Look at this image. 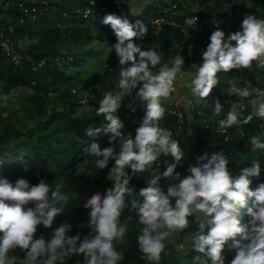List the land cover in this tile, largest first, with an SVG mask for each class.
Here are the masks:
<instances>
[{
	"label": "clouds",
	"instance_id": "9594fccd",
	"mask_svg": "<svg viewBox=\"0 0 264 264\" xmlns=\"http://www.w3.org/2000/svg\"><path fill=\"white\" fill-rule=\"evenodd\" d=\"M102 24L109 25L116 36L117 43L112 48L120 66L119 79L113 90L103 93L96 110V116H103L109 123L104 129L90 128L87 134L93 136L101 130L111 133L113 146L102 150L93 142L85 153L95 157L97 169H105L110 160L114 161L108 175L114 184L105 193L97 192L84 203V208L90 210L87 227L91 231L81 240L79 234L68 235L72 225L67 222L53 228L56 218L68 209L70 200L62 183L50 184L42 179L32 185L23 178L13 183L0 177V233H3L0 264H65L67 259L81 254L84 264H120L124 253L116 245L123 243L128 231L127 220L132 219L129 216L122 220L125 209L139 217L142 227L137 243L141 258L147 264H160L166 241L177 231L190 227L189 217H195L198 225L192 238L193 249L207 256L205 264L209 261L225 264L222 253L229 241L236 249L230 264H264V183L255 190L250 187V177L260 175L259 161L254 160L252 167L242 169L241 174L234 177L223 152H205L196 157V163L189 165L188 174L182 177L176 169L185 151L161 121L166 111L164 104L177 90L184 58L179 54L162 64L163 53L158 48L145 49L137 43L148 33L142 20L132 22L127 16L106 14ZM241 27V31L233 32L227 39L222 30L211 34L210 43L202 53L203 62L193 65L196 72L187 83L193 96L201 100L209 97L220 83V72L251 69L253 62L264 68V18L248 15ZM44 63L41 61L40 66ZM240 83L229 79L228 94H237L241 101L253 93L264 96V91L253 88L250 81L244 87ZM134 91L135 97L129 105L131 111H136V101L142 102L146 111L133 138L122 133L124 124L116 113ZM2 99L7 102L9 97L5 95ZM222 111L223 104L217 99L214 113L220 116ZM242 115V103H232L225 118L218 120L219 128H231L238 122L247 124L254 117L264 119V102L243 121ZM249 144L253 152L264 150L262 134L252 136ZM162 156L173 158V162L165 160L164 171L159 166L153 167ZM146 172L149 174L146 186L137 193L130 182ZM162 179L167 180L166 190L161 185ZM241 209H246L247 223L239 218ZM40 225L52 229L51 235L36 238ZM17 249L24 252L23 258L13 254ZM194 259L200 261L201 256Z\"/></svg>",
	"mask_w": 264,
	"mask_h": 264
},
{
	"label": "trees",
	"instance_id": "16d2710c",
	"mask_svg": "<svg viewBox=\"0 0 264 264\" xmlns=\"http://www.w3.org/2000/svg\"><path fill=\"white\" fill-rule=\"evenodd\" d=\"M9 1L7 4L8 0H0V25L7 24L11 22L10 19L15 20L17 18L19 14L18 3L23 0ZM86 1L55 0L52 3L55 9H50L49 12L39 16L34 21L14 27L12 31H6L5 34L15 41V48L19 46V38L29 37L32 40L29 46L22 51L23 57L19 65L10 61L0 41V77L3 80L5 90L0 100L4 101L2 97L5 95L9 97L7 104L4 107L0 106V153L9 151L19 156L22 155L24 159H29L31 162L30 166H27L24 161L17 158L12 162L0 158V169L4 170L3 176L13 183L23 178L32 185L38 184L42 179H46L50 184H63V190L70 197L68 209L56 218L53 228L63 222L70 224V221L74 220V218L69 217V214L81 203L76 202L75 194L99 185L101 186L100 193L103 194L114 184L108 179L114 161L110 160L105 169H97L94 165L95 157L85 153V149L93 142L98 143L102 150L113 146L110 143L111 133L106 134L101 130L93 136L87 134L90 128L93 130L104 129L108 121L103 116H96L99 104H93L91 101L87 102L86 105L81 103V96L84 97L83 85L80 84L83 82L82 78L77 75L76 80L72 82L68 80L70 77L69 64H77L78 61L75 57L68 58L69 55L67 54L75 55L86 44L93 41H107L112 46L117 43L111 27L102 24V18L105 14L99 15L95 20L83 16L81 11ZM248 4L253 11L259 7L264 10V0H189L187 9L183 7V13H178L177 17L183 22L195 13L204 17L235 19V8L239 6L245 9L244 6ZM197 6L202 7V9L195 11ZM168 7L167 0H151L141 15L131 18L145 22L162 14L163 10ZM203 35L204 33H200L197 37ZM151 36L156 39V36L150 35L151 39H153ZM184 38V33L172 27L160 36V42H163L164 39H173L178 42ZM112 46L106 67L108 81L102 82L100 86L93 83L86 84L85 89L88 92L90 89L97 91L115 88L119 79L120 66ZM63 54L67 55L66 58L69 60L64 61L67 66L64 70L62 68L64 63L57 61ZM41 61H45L42 67L40 66ZM256 70L257 65L253 62L251 69H239L236 70V73L230 72L227 75L229 79L237 81L245 74H254ZM21 88L28 90L29 93L25 97L30 103L31 112H34L37 117L35 125L31 127L26 126L19 112L15 109V102L21 96ZM255 96L256 94L253 93L252 96L242 101L239 99L237 102H233L228 93L215 90L209 102L205 105L200 104L201 113H198L197 110L193 112L194 118L204 122L203 128L198 131V151L203 149L212 150L216 153L223 152L229 159L228 167L234 177L239 176L242 169L252 167L254 160L259 161L261 168L259 177H250L252 190L264 183V150L253 152L249 139L254 135L262 134V140H264V119L254 117L247 124L238 122L233 127L227 128L229 140H225V134L220 131L218 120L225 118L232 103H242L243 115L240 119L243 121L255 109L252 104ZM217 99L223 104V111L220 116H216L214 113V104ZM50 106H52L51 109ZM116 114L121 122L136 134V129L140 125H135L126 118L124 108L120 107ZM46 116H50L47 123L43 121ZM173 120V116H168L164 121H161V125L167 128V124ZM205 122L208 123V126L205 125ZM116 147L118 150V143ZM162 158L164 157L162 156ZM147 178L148 176L142 182V187L146 186ZM166 183L167 180L164 184ZM131 185L132 181L130 182ZM249 204H251V200ZM127 211L129 210L125 209L123 215ZM245 212L246 209H241L239 218L242 223H247L249 219L244 214ZM127 222L130 225L132 219ZM87 224L88 221L82 224H71L72 228L68 235L76 236L79 234L83 240L91 231ZM141 227L140 225L136 229L134 237L136 242H132V244L134 243L132 246L126 248L120 244L119 251L124 253V259L120 264H136V261L130 262L129 251L137 243V236ZM51 232L52 229H45L40 225L36 238H39L40 235L48 237ZM237 239L240 238L237 237ZM231 244L232 241H229L222 253L225 264H230L236 253V249L232 248ZM17 254L21 258L24 257V252ZM198 255L201 256V259L195 261L194 258ZM170 258L175 264H205V260L208 259L205 254L194 251L192 243L187 248L186 253L173 252ZM140 263L145 264V261Z\"/></svg>",
	"mask_w": 264,
	"mask_h": 264
},
{
	"label": "built area",
	"instance_id": "2783aa9c",
	"mask_svg": "<svg viewBox=\"0 0 264 264\" xmlns=\"http://www.w3.org/2000/svg\"><path fill=\"white\" fill-rule=\"evenodd\" d=\"M54 1L55 0L20 1L18 3L19 14L17 18L15 20L10 19L11 22L0 25V41L3 43L2 46L6 54L9 56L10 61L15 65H19L21 63L22 57L20 56V52L16 51L13 39L9 35L5 34L6 31H12L14 27L22 26L28 22L34 21L39 16L49 12L50 9H55L52 5ZM130 1L131 0H87L81 12L85 18L91 17L93 20L97 19V17L101 14H115L119 16H127L130 21L135 22L136 20L131 18L126 7V4ZM9 2L10 1L8 0L7 4ZM183 7L187 9V4L183 0H170L169 7L165 8L162 14L144 22L148 27V33L137 43L142 44L145 49L152 47L158 48V50L163 53L162 64L169 62L175 56L180 54L184 58L186 68L189 70H196V67L193 65H198L203 62L202 53L206 50L208 44L210 43V36L214 31L222 30L225 33V39H227V37L233 32L242 30V21L246 16H248L244 13L243 9L238 6L234 10V15L236 17L235 19H232L234 25L233 28L226 17H204L198 13L189 16L183 22L177 17L178 13H183ZM199 9H202V7L197 6L194 10L199 11ZM77 10L80 11V9ZM172 27L184 33L185 38L178 42H175L173 39H164L163 42H160V36ZM200 33H204V35L197 37ZM150 35L156 36V39L152 36L151 37L153 39H151ZM156 70L158 69H154V71ZM231 72L236 73V70L233 69ZM110 90L95 91L90 89L88 92V90L83 89L82 92L84 93V97L81 96L80 101L83 105H86L89 101L93 104H99L100 100L103 98V93ZM74 91L76 90L74 89ZM135 91H138V89ZM135 91L132 96L125 98L121 107L124 108L127 119L135 125H141L145 117V107L134 106L136 108L135 112L131 111L129 107L135 97ZM164 107L166 111L162 121H164L168 116L174 117V120L167 124V128L173 132L174 138L180 142L189 131L188 117L185 111L176 103H165ZM196 110L198 113H201L199 107ZM205 125L208 126V123L205 122ZM220 131L225 134V140H229L228 129L220 128ZM169 159H171V157H164L160 159L158 165H155V167L159 166L161 171L166 170V165H164L165 160L169 161ZM177 172H179L182 177L187 175L182 171ZM161 182V185L165 187L166 190L167 183L164 184L166 180L162 179ZM174 203L175 200H173V204ZM129 253L130 262L136 261V264H141V261H145L141 258L142 253L139 251L138 243L130 249Z\"/></svg>",
	"mask_w": 264,
	"mask_h": 264
},
{
	"label": "rangeland",
	"instance_id": "374dc122",
	"mask_svg": "<svg viewBox=\"0 0 264 264\" xmlns=\"http://www.w3.org/2000/svg\"><path fill=\"white\" fill-rule=\"evenodd\" d=\"M139 1H141V0H139ZM142 1H145V0H142ZM183 1L187 4L189 0H183ZM31 42H32V40L29 37L18 39V45L19 46H18V48H16V51L20 52L21 57H23L22 51H24L29 46V44ZM2 44L3 43L1 42V45ZM13 44L15 46L14 40H13ZM111 46H112L111 43H109L107 41H93L91 43L86 44L83 49L79 50V53L75 54L76 56L74 54H67L66 53L67 55H69L68 58H71V57L74 58L75 57L78 61L77 64H69V66H68V68L70 69V77L68 78L69 82L76 80L77 75L80 78H82V80H83V82L80 83L81 85H83V87H82L83 89H85L86 84H89V83H93L96 86H100L102 84V82H104V81L107 82L108 78L106 77V67L108 64L109 56H110ZM90 50H91V52H90ZM63 51H65V50H63ZM67 55L63 54L57 60L58 62L61 61L60 63H64L62 66L63 70L67 67L65 65L66 63L64 61H69L66 58ZM70 61H73V60H70ZM253 88H256V87H253ZM4 92H5V90H4V86H3V80L0 77V98ZM27 93H29L28 90L21 88V96L15 102V109L19 112L20 117L24 121L26 126L31 127V126L35 125V123L37 121V117H36L34 112H31L32 108L30 106V103L27 101V98L25 97L27 95ZM207 100H209V97H207L203 101L206 102ZM261 102H264V96H259L256 94V96L254 97V99L252 101V104L257 107L258 104ZM6 104H7V102L0 100V106L4 107ZM51 107L52 106H50V109H51ZM191 116H193V114H191ZM49 120H50V116H46V118L43 121H45V123H47ZM201 124H202V128H203L204 122H201ZM199 126H200V124H199ZM121 131L123 134L127 133V135H130L129 130L121 129ZM202 151H203V149H201L199 151V153ZM0 158L7 159L10 162H12L15 158H17L21 161H24L27 166H30V164H31L29 159L28 160L24 159V157L22 155L19 156L17 154L11 153L9 151L1 152ZM195 163H196V161H194V163H192V164H195ZM177 171L184 172L183 169L177 170ZM3 173H4V170L0 169V177H4ZM147 176H148L147 172L142 174V175L136 176V185L134 188L136 189L137 193L139 192L140 188H142L141 184ZM100 187L101 186L99 185L96 187L87 188L83 192L75 194L74 197L76 198V202L77 203L81 202V203L79 204V206L74 208V210L69 214V217L71 219L74 218V220L70 221V224H74V223L82 224V223L87 222L89 220L88 213L90 210L85 209L83 205L86 202V200L88 198H90L93 194H95L97 192L100 193ZM128 210L129 211H127L126 214H124L122 216V220H126V218L131 216L132 217V223L130 222L131 224L128 225V231L126 232V235H125L124 240H123L124 242L118 243L116 245L118 250H120V244L125 246L126 248H129L130 246H132L136 242L134 237L136 234V229L139 228V226H140L138 223L139 217L136 215L135 212L130 211V209H128ZM189 218L192 220H195V217H189ZM127 221H129V220H127ZM196 231H198V225L196 224V222H194V233ZM186 232H188L187 229H185L183 231H177L176 233H174L169 238L168 241H166V245L169 243L171 244V242H173V244L177 246V249L182 250L183 247L185 246L182 239L184 237H186V235H187ZM2 236H3V233H0V238H2ZM132 242H134V243L132 244ZM177 242H179L180 244H177ZM18 252H23V251L17 249L13 254L18 255L17 254ZM183 253H186V251ZM65 264H84V257H83V255H74L71 258L67 259ZM160 264H175V263L172 261L171 258L170 259L169 258L163 259V256H162Z\"/></svg>",
	"mask_w": 264,
	"mask_h": 264
},
{
	"label": "crops",
	"instance_id": "0c3cea01",
	"mask_svg": "<svg viewBox=\"0 0 264 264\" xmlns=\"http://www.w3.org/2000/svg\"><path fill=\"white\" fill-rule=\"evenodd\" d=\"M150 1L151 0H149V1L148 0H145V1L132 0V1H130L128 4H126L129 15L131 17L141 15V13L144 11L145 7L148 5V3ZM167 2L169 4L170 0H167ZM244 7H245V9H243V11L246 15H256L258 18H264V10L262 8L259 7L257 10L253 11L250 8L249 4L244 6ZM228 22L231 24V27L233 28L234 27L233 20L228 19ZM254 63L256 64V62H254ZM195 72H196V70L187 69L185 64L182 66V70L178 74V78H177V83H176V89L177 90L175 93L172 94L170 101L167 102V103L178 104L186 112V115L188 117L189 131H188L187 135L180 141V145H181L182 149L185 151V156H184V159H183L181 165H178V167L176 169V171L183 169V171L186 174H188V172L186 171L188 166L192 165V163H194V161H196L197 156L202 155L205 152H207L209 154L215 152L212 150H203L202 152L199 153L200 150L198 151V148H197V146H198L197 145V141H198L197 139L199 137L198 131L202 128V124H201L202 121H198V119L194 118V116H191V114H193V112L198 107H200V104L205 105L207 102H209L211 97H212V93L215 90L220 91L222 93H224V92L228 93L227 89L229 87V85L227 84V81H228L227 79H229L228 78L229 76L225 73H219L218 78H219L220 83L216 87H214L213 92L209 96V100L204 102L200 98L193 96L191 93V90L187 87V83L195 75ZM249 81L251 82V85H254L253 87L259 88L260 90L264 91V68H260L257 66V70L254 74L253 73L245 74L237 80L238 83L241 82L240 83L241 87L246 86L247 82H249ZM132 102H131V104H132ZM134 106L135 107H144L143 103L140 101H136ZM255 108H256V106H255ZM199 124H200V126H199ZM122 129L123 130H125V129L129 130L130 135H132L133 138L135 137V132L132 129L127 128L125 124H124V127ZM124 135L127 136V133H125ZM169 161L173 162V158L171 157V159H169ZM135 185H136V176L133 177L131 186L135 187ZM126 220H127V218H126ZM189 220H190V227L187 229L188 232H186L187 238L184 237L182 239L185 246L183 247L182 250H179V249H177V246L173 244V242H171V244L170 243L167 244L164 252L161 254V257L163 256V259L171 257V253H173V252L183 253V252L187 251V248L192 243V238L194 235V222H195V220H192L190 218H189ZM177 244H180V243L177 242ZM145 264H147V261Z\"/></svg>",
	"mask_w": 264,
	"mask_h": 264
},
{
	"label": "water",
	"instance_id": "95a60500",
	"mask_svg": "<svg viewBox=\"0 0 264 264\" xmlns=\"http://www.w3.org/2000/svg\"><path fill=\"white\" fill-rule=\"evenodd\" d=\"M230 99H231V101H233V102H237V101L240 99V97H239L237 94H232V95L230 96Z\"/></svg>",
	"mask_w": 264,
	"mask_h": 264
}]
</instances>
